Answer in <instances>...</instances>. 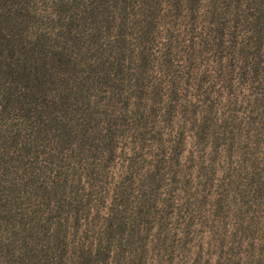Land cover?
<instances>
[{"label":"rangeland","instance_id":"rangeland-1","mask_svg":"<svg viewBox=\"0 0 264 264\" xmlns=\"http://www.w3.org/2000/svg\"><path fill=\"white\" fill-rule=\"evenodd\" d=\"M0 264H264V0H0Z\"/></svg>","mask_w":264,"mask_h":264}]
</instances>
